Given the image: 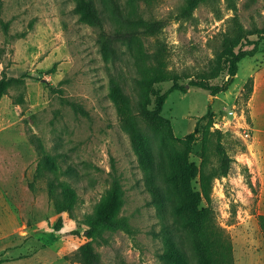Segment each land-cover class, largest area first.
<instances>
[{
    "label": "rangeland",
    "instance_id": "obj_1",
    "mask_svg": "<svg viewBox=\"0 0 264 264\" xmlns=\"http://www.w3.org/2000/svg\"><path fill=\"white\" fill-rule=\"evenodd\" d=\"M75 6L76 0H0V79L10 80L0 100V264H82L88 220L116 186L128 230H107L95 240L102 264H206L204 207L229 234L234 264H264V39L240 61L226 90L189 85L216 68L215 46L234 19L252 38L264 35V0L142 5L146 17L166 25L134 49L162 44L167 67L187 87L169 92L162 112L177 140L143 119L140 150L111 91V73L120 74L136 101L132 67L123 59L113 68L99 30L80 20ZM209 123L213 133L206 135ZM218 130L233 159L225 176L217 174ZM50 175L71 200V214L55 210ZM155 182L165 193L161 206L150 201Z\"/></svg>",
    "mask_w": 264,
    "mask_h": 264
},
{
    "label": "trees",
    "instance_id": "obj_2",
    "mask_svg": "<svg viewBox=\"0 0 264 264\" xmlns=\"http://www.w3.org/2000/svg\"><path fill=\"white\" fill-rule=\"evenodd\" d=\"M206 2L208 0H188V5L195 7ZM155 3L156 0H76L75 6L79 19L99 30L97 42L105 59L113 64V68L118 69V64L125 59L134 71L131 70V77L138 95L133 102L131 95L125 89L121 75H115L112 68L110 69L111 91L118 113L138 150L144 139L141 128L143 119L157 125L170 140H177L171 120L162 112L169 92L175 89L186 90L187 87L181 83L180 75L167 67L165 47L162 44L153 51L147 50L144 46L138 51L134 49L137 41L144 42L145 39L159 34L166 25L163 19L144 15L142 5L153 6ZM263 39L264 35H259L257 39L252 38L250 30L234 19L229 29L220 34L215 46L216 68L210 69L206 77L191 79L189 85L209 89L213 94L226 90L238 73L240 61L247 56H254L259 51ZM222 75L228 76V79L221 81ZM163 81H172L171 87L165 92L156 90L154 85ZM251 81L252 77L245 84L248 93L253 90ZM9 84V79H0V100L7 93ZM150 105L153 107L151 108ZM211 126L212 123L206 125L204 134L213 133L210 130ZM199 127L200 125L197 124L196 131ZM223 137L224 133L218 130L216 151L220 157V165L217 174L225 176L230 171L233 159L222 140ZM151 190L150 201L161 206L165 194L161 184L153 183ZM48 193L57 212L72 213L71 200L67 198L52 175L49 176ZM120 195L118 186L112 188L100 206L91 214L88 220L87 240L79 245V258L82 264H102L94 242L104 238L107 230H128L127 220L118 215L121 206ZM168 221V218L164 220L163 227L170 233ZM259 224L264 235V214L259 215ZM199 237L206 264H234L232 240L225 229L216 222L212 210L206 207L200 211ZM175 248L181 247L175 246Z\"/></svg>",
    "mask_w": 264,
    "mask_h": 264
},
{
    "label": "crops",
    "instance_id": "obj_3",
    "mask_svg": "<svg viewBox=\"0 0 264 264\" xmlns=\"http://www.w3.org/2000/svg\"><path fill=\"white\" fill-rule=\"evenodd\" d=\"M262 70L264 71V66H263Z\"/></svg>",
    "mask_w": 264,
    "mask_h": 264
},
{
    "label": "built area",
    "instance_id": "obj_4",
    "mask_svg": "<svg viewBox=\"0 0 264 264\" xmlns=\"http://www.w3.org/2000/svg\"><path fill=\"white\" fill-rule=\"evenodd\" d=\"M232 112H234V111H232Z\"/></svg>",
    "mask_w": 264,
    "mask_h": 264
}]
</instances>
